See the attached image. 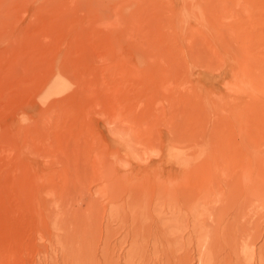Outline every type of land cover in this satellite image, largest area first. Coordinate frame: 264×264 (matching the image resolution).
I'll return each instance as SVG.
<instances>
[{"label": "rangeland", "instance_id": "1", "mask_svg": "<svg viewBox=\"0 0 264 264\" xmlns=\"http://www.w3.org/2000/svg\"><path fill=\"white\" fill-rule=\"evenodd\" d=\"M203 263L264 264V0H0V264Z\"/></svg>", "mask_w": 264, "mask_h": 264}, {"label": "bare ground", "instance_id": "2", "mask_svg": "<svg viewBox=\"0 0 264 264\" xmlns=\"http://www.w3.org/2000/svg\"><path fill=\"white\" fill-rule=\"evenodd\" d=\"M240 220V219H239ZM261 238V237H260ZM204 264V263H203Z\"/></svg>", "mask_w": 264, "mask_h": 264}]
</instances>
